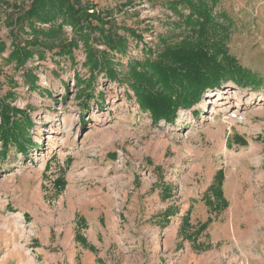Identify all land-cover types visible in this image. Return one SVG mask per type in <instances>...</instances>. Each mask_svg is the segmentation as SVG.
I'll list each match as a JSON object with an SVG mask.
<instances>
[{
    "label": "rangeland",
    "instance_id": "obj_1",
    "mask_svg": "<svg viewBox=\"0 0 264 264\" xmlns=\"http://www.w3.org/2000/svg\"><path fill=\"white\" fill-rule=\"evenodd\" d=\"M87 1L112 10L119 26L142 33L152 48L158 35L171 33L167 19H176L159 3L167 0L123 12L118 0ZM216 11L234 23L230 56L264 81V0H221ZM2 20L0 9V42L8 46ZM7 54H0V98L13 89L12 105L29 112L38 147L0 161V264H264V90L227 83L179 112L173 125H154L124 86L101 77L87 88L76 85L74 75L89 78L81 49L73 63L50 55L34 62L39 91L4 64ZM80 93L93 95L86 109ZM220 170L227 208L216 215L204 195ZM168 209L173 214L165 217ZM76 216L93 251L74 239ZM207 219L195 244L186 238Z\"/></svg>",
    "mask_w": 264,
    "mask_h": 264
},
{
    "label": "trees",
    "instance_id": "obj_2",
    "mask_svg": "<svg viewBox=\"0 0 264 264\" xmlns=\"http://www.w3.org/2000/svg\"><path fill=\"white\" fill-rule=\"evenodd\" d=\"M143 1L149 3L153 0H118L116 8L123 12ZM28 2L26 8H21L18 4L0 0L2 23L8 30L9 42L8 46L0 42V54L8 52L3 59L4 64L12 66L15 72H21L20 78L30 91L41 90L37 85L34 62H44L50 55L73 63L79 49L84 55L81 66L89 78L83 82L74 75L76 85L84 84L87 88L101 77L107 83L124 86L127 97L133 99L140 111L148 114L154 125L160 122L173 125L179 112L193 110L207 93L223 91L227 83L238 90H264V81L229 54L228 43L234 23L226 14L216 11L221 0L159 2L176 19H167L171 33L158 35L157 47L154 48L143 41L142 33L119 26L112 17V10H98L97 5L90 1ZM138 45L141 54H138ZM5 83L17 87L13 78L6 77ZM12 90L0 98V161L6 160L12 151L24 157L38 147L29 135L33 126L29 112L12 105L15 98ZM82 95L86 109V103L93 95ZM97 98L102 101L103 95L99 93ZM191 112L193 115L196 111ZM223 179L224 174L220 170L204 195L205 204L216 215L227 208L221 190ZM55 186L62 189V179H58ZM211 197L216 198L220 204L218 207L212 205ZM189 212L182 218L181 235L189 227ZM172 214L170 209L164 212L165 217ZM75 220V241L93 251L94 248L81 234L85 227L84 219L76 216ZM211 221L207 219L186 238H193L195 244ZM200 246L197 245L198 248Z\"/></svg>",
    "mask_w": 264,
    "mask_h": 264
},
{
    "label": "built area",
    "instance_id": "obj_3",
    "mask_svg": "<svg viewBox=\"0 0 264 264\" xmlns=\"http://www.w3.org/2000/svg\"><path fill=\"white\" fill-rule=\"evenodd\" d=\"M230 117L234 120H238L240 118V116L236 113H231Z\"/></svg>",
    "mask_w": 264,
    "mask_h": 264
},
{
    "label": "bare ground",
    "instance_id": "obj_4",
    "mask_svg": "<svg viewBox=\"0 0 264 264\" xmlns=\"http://www.w3.org/2000/svg\"><path fill=\"white\" fill-rule=\"evenodd\" d=\"M240 91V90H239ZM219 96V95H218ZM217 99H219V98H217Z\"/></svg>",
    "mask_w": 264,
    "mask_h": 264
}]
</instances>
